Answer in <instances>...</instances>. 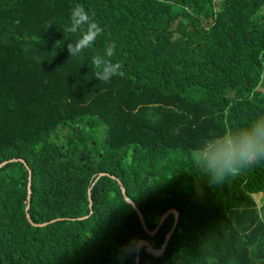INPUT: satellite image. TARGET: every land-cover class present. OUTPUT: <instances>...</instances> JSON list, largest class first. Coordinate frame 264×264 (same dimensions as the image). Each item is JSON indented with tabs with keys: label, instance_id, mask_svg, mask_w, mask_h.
Listing matches in <instances>:
<instances>
[{
	"label": "trees",
	"instance_id": "16d2710c",
	"mask_svg": "<svg viewBox=\"0 0 264 264\" xmlns=\"http://www.w3.org/2000/svg\"><path fill=\"white\" fill-rule=\"evenodd\" d=\"M76 5L103 32L70 57ZM112 41L124 75L105 83L91 59ZM261 52L264 0H0V165L32 172L29 201L25 164L0 169V264H136L125 246L163 248L174 208L140 264H264V158L209 185L212 157L264 129ZM28 204L61 220L33 226Z\"/></svg>",
	"mask_w": 264,
	"mask_h": 264
},
{
	"label": "clouds",
	"instance_id": "9594fccd",
	"mask_svg": "<svg viewBox=\"0 0 264 264\" xmlns=\"http://www.w3.org/2000/svg\"><path fill=\"white\" fill-rule=\"evenodd\" d=\"M69 18L70 22L63 28V31L73 34L81 33L76 41H71L67 44V50L70 53V57H72L91 48L97 37L102 34L103 28L97 21L92 19L83 5H76L70 9ZM115 47L114 41L108 42L105 45L102 56L96 55L92 57L91 64L97 69L95 72L97 80L107 83L114 76L124 75L122 65L111 61V57L115 55ZM259 58L264 62V52L260 53ZM237 156L239 160L235 159ZM261 158H264V129L254 127L246 136L241 138L238 150L229 151L223 156L214 155L212 157L210 166L213 168V175L209 180V185H220L227 177L237 175L239 169L233 168L232 164L251 165ZM125 248L128 254H135L139 251V241L131 242Z\"/></svg>",
	"mask_w": 264,
	"mask_h": 264
},
{
	"label": "water",
	"instance_id": "95a60500",
	"mask_svg": "<svg viewBox=\"0 0 264 264\" xmlns=\"http://www.w3.org/2000/svg\"><path fill=\"white\" fill-rule=\"evenodd\" d=\"M17 160H19V162H22V163L25 164V166H26V168H27V170L29 171V174H30V177H29V196H28L29 201H30V199H31V193H32V192H31V185H32L31 173H32V172H31V169H30L29 165L27 164L26 160H25L24 158H12V159H10V160H6V162H4L2 165H0V169H1L2 167H4L6 164H8L9 162H17ZM101 176H108V177H111L112 179L118 181V183H119V184L121 185V187H122V192H123L124 194L126 193L125 188L123 187L121 181H120L116 176H114V175H112V174H109V173H101V174L99 175V177H101ZM90 194H91V192H90ZM90 194H89V196H90V200H91V195H90ZM126 200H127L128 203H129L132 207H134V209L136 210V212H137V214H138V216H139V219H140V221H141V223H142V225H143V228L145 229V231L147 232V234H148L149 236H154V235L158 232V230H159V228H160L159 226L163 223V221H165L166 218L169 217V216H170L171 214H173V213L176 214V219H177L176 224H175V228H176V227L178 226V224H179L181 214H180V211H179V210H177L176 208H174V209L169 210L166 214H164V215L161 217V220H160L159 226H158L155 230H150V229L148 228V226L146 225V223H145V219H144V215H143L142 211L139 209V207L137 206V204H136L134 201L128 199V197H126ZM90 206H92V203H90ZM29 209H30V204H28V206H27V218H28L29 222H30L33 226H36V227H42V226H46V225H48V224H50V223H53V222H56V221L61 220V219H57V220H54V221L49 222V223L36 224V223L33 222V220H32L31 217H30V214L28 213ZM86 218H88V216H87V217L80 218V220H82V219H86ZM175 228H174L173 231H171L170 234L167 236L166 242H165L163 248H160V250H157V248L151 243L150 240H148V239H141V240L139 241V251L137 252L136 264H140V256H139V255H140V252L143 250V248H145L146 253H148V254H150V255L156 257V258L164 257V255H165L166 252L168 251V247H169L170 241H171V239H172V236H173V234H174V230H175Z\"/></svg>",
	"mask_w": 264,
	"mask_h": 264
},
{
	"label": "rangeland",
	"instance_id": "374dc122",
	"mask_svg": "<svg viewBox=\"0 0 264 264\" xmlns=\"http://www.w3.org/2000/svg\"><path fill=\"white\" fill-rule=\"evenodd\" d=\"M220 2H221V0H217V5H218V8H219V6H220ZM259 90L260 91H264V78H263V83H262V85L260 86V88H259ZM264 195V194H263ZM258 198V200H259V202H260V206H264V196L262 197V198H259V197H257ZM263 214H264V208H263Z\"/></svg>",
	"mask_w": 264,
	"mask_h": 264
}]
</instances>
